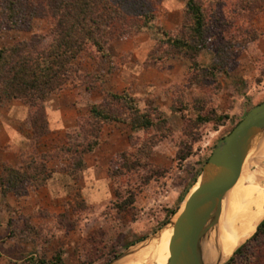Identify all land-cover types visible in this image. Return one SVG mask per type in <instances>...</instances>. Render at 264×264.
<instances>
[{
	"label": "rangeland",
	"instance_id": "374dc122",
	"mask_svg": "<svg viewBox=\"0 0 264 264\" xmlns=\"http://www.w3.org/2000/svg\"><path fill=\"white\" fill-rule=\"evenodd\" d=\"M35 1L42 14L26 29L3 28L1 48L36 41L42 49L52 43L54 20L44 14L47 0ZM187 1L154 0L157 17L149 28L113 39L104 54L91 47L78 56L68 85L44 103L49 117V101L55 103L61 94L68 102L73 96L64 108L67 129L53 125L33 144L31 118L41 108L15 99L0 106V176L6 168L20 169L32 160H44L50 175L45 185L29 186L21 197L0 193V264H112L174 217L217 144L264 102V0H201L212 26L199 71L212 70L220 48L249 32L228 64L213 70L214 78L203 82L191 62L179 56L147 67L158 55L163 32H179ZM124 92L135 97L142 111L159 109L172 130L133 132L124 124L108 125L101 130V146L84 157L83 170L71 173V155L62 148L83 139L75 119L102 104L106 93ZM104 105L126 116L119 102L110 99ZM205 112L207 121H196ZM55 113L50 116L59 123L61 114ZM152 145L151 153L140 151ZM120 153L135 162L131 171L116 176L112 163ZM180 154L186 159L178 160ZM130 199L133 203L124 205ZM236 264H264V240L253 243Z\"/></svg>",
	"mask_w": 264,
	"mask_h": 264
},
{
	"label": "trees",
	"instance_id": "16d2710c",
	"mask_svg": "<svg viewBox=\"0 0 264 264\" xmlns=\"http://www.w3.org/2000/svg\"><path fill=\"white\" fill-rule=\"evenodd\" d=\"M204 8L201 0L187 1L179 32L175 35L169 31L163 32L158 55L151 57L152 63L148 62L147 67H157L165 59L183 57L191 62L192 70L205 82L214 78L213 70L222 69L228 64V57L233 51L241 49L242 44L248 40L249 32L235 42L230 38L227 45L217 53L212 70L202 73L199 71L198 59L212 26ZM45 10L44 14L54 20V37L48 48L39 49L36 41L0 47V106L7 100L15 99L29 108H41L31 118L33 144L50 133L44 103L68 85L78 56L91 47L104 54L113 39L127 35L134 28L137 31L149 28L157 17L158 8L154 0H47ZM41 14L35 0H0V34L5 27L26 29L31 20ZM152 53L155 54V50ZM110 99L125 107L126 116L115 115L104 107ZM181 106L182 103L178 109L182 111ZM205 114L200 113L196 121H207ZM115 122L129 124L133 132L155 129L158 133L166 134L172 130L159 109L142 111L135 97L127 92L121 95L106 93L102 104L94 105L86 117L78 120L79 134H83V141L78 139L69 147L62 148L63 153L71 155V173L83 170L84 157L100 145L104 125ZM154 145L151 148L143 146L140 151L146 149L151 153ZM186 156L180 154L178 160L183 161ZM134 162L126 153L118 154L112 163L114 174L118 176L131 171ZM47 171L44 160L40 163L32 160L20 169L6 168V174L0 176V193H14L21 197L27 194L26 188L29 186L39 189L50 178ZM118 197L121 198L120 195ZM132 200L124 205H131ZM261 240H264V220L254 236L234 253L227 264H236L239 255Z\"/></svg>",
	"mask_w": 264,
	"mask_h": 264
},
{
	"label": "bare ground",
	"instance_id": "6f19581e",
	"mask_svg": "<svg viewBox=\"0 0 264 264\" xmlns=\"http://www.w3.org/2000/svg\"><path fill=\"white\" fill-rule=\"evenodd\" d=\"M258 137L260 138L256 136L250 149L241 178L223 201L219 219L214 226L209 228L201 241L200 251L203 264H224L237 249L254 236L259 224L264 220V165L260 163H264L262 155L264 140L261 147L257 146ZM215 173L216 169L209 166L187 195L179 213L154 237L136 251L129 253L118 264H150L149 262L168 264L171 258L170 248L174 236V225L184 211L186 201ZM246 181L248 183H242ZM257 191L259 193L254 195Z\"/></svg>",
	"mask_w": 264,
	"mask_h": 264
},
{
	"label": "water",
	"instance_id": "95a60500",
	"mask_svg": "<svg viewBox=\"0 0 264 264\" xmlns=\"http://www.w3.org/2000/svg\"><path fill=\"white\" fill-rule=\"evenodd\" d=\"M257 135L260 138L258 137L256 145L261 147L264 140V102L254 107L214 149L203 172L212 166L216 173L200 185L186 201L184 211L174 225L171 258L168 264H203L201 241L209 228L219 219L223 201L241 178ZM154 235L133 246L112 264L124 260L129 253L139 249ZM230 259L231 257L228 260Z\"/></svg>",
	"mask_w": 264,
	"mask_h": 264
},
{
	"label": "crops",
	"instance_id": "0c3cea01",
	"mask_svg": "<svg viewBox=\"0 0 264 264\" xmlns=\"http://www.w3.org/2000/svg\"><path fill=\"white\" fill-rule=\"evenodd\" d=\"M170 32V31H169ZM111 45H113V42L112 43H110L109 45H108V49L109 48H111ZM110 46V47H109ZM111 51V50H110ZM126 84V83H125ZM128 91H133V90H131V89H128ZM64 95L66 96L67 94L66 93H64ZM69 97H71V99H70V101H68V102H64L63 101V96H61V94L60 95H57V96H55V98L57 99V101L55 102V103H52V102H50L49 100V104H48V114H49V117H48V121H49V129H50V133L54 130V128L55 127H53V125L54 126H56V125H58L57 126V128L56 129H59V128H61V127H63L64 129H67V125H66V121H65V119H64V108H69V105L71 104V102H73L72 101V99H73V96L72 95H70ZM68 99V98H67ZM51 110V111H50ZM52 111H54V114H56L55 113V111L58 113V114H61V120H59L60 122L58 123V121H56V119H53L52 118V116H50L51 115V113H52ZM61 112V113H60ZM55 120V121H54ZM62 121V122H61ZM75 123L78 125V118H76L75 119ZM117 122H115L114 124H116ZM117 124H124V123H117ZM108 125H113V123L112 124H107V125H105L104 127H107ZM124 125H126V126H128L129 127V129H130V131H132V129H131V127H130V125L129 124H124ZM103 127V132H104V130H105V128ZM103 132H102V138H101V141H100V145L98 146V147H100L101 146V143H102V140H103ZM97 150V149H96ZM94 152H96V151H94ZM91 154H93V153H91Z\"/></svg>",
	"mask_w": 264,
	"mask_h": 264
}]
</instances>
